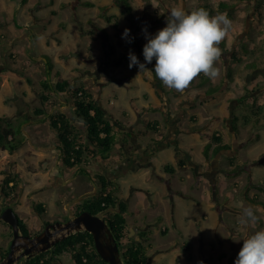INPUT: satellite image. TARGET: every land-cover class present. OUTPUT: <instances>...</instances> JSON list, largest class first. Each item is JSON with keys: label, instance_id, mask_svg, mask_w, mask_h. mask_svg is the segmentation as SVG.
I'll return each instance as SVG.
<instances>
[{"label": "crops", "instance_id": "crops-1", "mask_svg": "<svg viewBox=\"0 0 264 264\" xmlns=\"http://www.w3.org/2000/svg\"><path fill=\"white\" fill-rule=\"evenodd\" d=\"M86 1L94 4L90 8H95L96 6L98 8L103 6L109 7V1L104 0L102 2H97L96 0L65 1L61 4L62 8L72 9V11H68L67 21H60L58 24L50 26L56 13L53 9L56 1L50 0L43 5L35 2V4L29 5L28 0H26L24 4L20 1V5L17 7L18 10H21V13L24 12V17L26 18L24 22L19 24L14 22V16L17 15L15 6V8L9 11L11 15L7 14L9 19L6 18L3 21V17L6 14L0 18L2 20L0 21V75H3L5 80V82L0 83V87H7L9 92H11V96L8 95L9 100L16 105L18 116L21 117L19 121H24L21 128L27 135V139L21 146H24L25 143H29L27 145H30L31 139H36L41 143L37 147L40 151L39 154L42 156L40 167L42 170L47 169L46 173L50 175L49 181L53 190L81 177L78 171L69 170L64 166L60 158L59 143L55 134L50 129L48 120L45 122H38L36 120L37 118L32 113L34 108L37 107H33L24 89H21L23 91L18 89L23 88L20 85L23 82H20L19 79L25 80L26 83H33L30 80L32 74L28 73L27 68L23 67L25 63L23 54H25L24 57L26 59H30L32 64H35L34 67H39L38 62H42L44 72L45 64L43 63H46L45 57H49L46 54V46L56 44L58 46L64 45L70 47L74 42L75 45L77 43L81 45L82 40H84L83 44L87 47L86 53L83 52L80 55L58 54L64 66L70 70L72 69L74 72L65 78L61 72L54 70L53 67V73L59 72L62 79L73 81L74 86L80 85L83 87L85 85L83 88L89 90L90 99L101 107L106 112L110 121L115 124V131L129 133L127 137L119 133L114 134L116 142L114 143L111 156L107 160H102L99 157L86 158L87 169L93 170L92 176L94 174L100 175L105 177L106 180L120 185L117 195L119 201L126 209L124 216L127 223V244L132 245L142 242L147 248V264H201V262L202 264H217L215 257L218 254L234 258L232 253H235V251L232 242L235 243L239 238L237 230L241 224H236L232 227L229 219H238L241 213L233 209L235 207L232 204L231 206L228 205V207L220 206L217 200V197L221 196V191L227 185L226 180H228L226 177H221L222 169L218 166L219 155L222 152L216 156H212L210 151L209 157L201 156L199 160L192 148L182 145L183 139L181 138L188 135L191 139L200 138L202 151L204 146L210 143V140L203 135L204 133L215 134L220 137L222 143H229V138L222 124L227 117V129L230 130L233 112H230L231 115H227L226 113L214 115L212 112L209 116L205 117L200 111V108H202L200 106L207 105V101L214 97L206 96L203 92L209 87L220 85V83H200L199 87L201 89L205 87V89L194 92L197 94L194 101H188L185 98L181 100L180 98V105L188 108L187 112L185 113L180 109L179 111H173L169 93L164 85L158 83V80L154 77V73L153 78L149 79L143 72L139 74L138 68L136 74L127 70L125 73L115 71L114 65L124 66V63L121 62L119 51L114 48V44L117 41L116 38L123 34L122 18L119 13L113 11L119 25V33H116L114 29L112 31L111 23L115 22V19L111 23L108 22L111 29H107L103 27L102 23L97 22L104 18L100 11H96L98 20L94 18L82 19L79 17L77 10L79 6H84L82 3ZM120 3L116 4L119 5ZM122 3L123 6L121 7L125 9V3ZM24 7H27V10ZM39 9H44L48 13L47 16L41 18L38 15ZM111 12V10H107L106 14L110 15ZM125 16L127 20L134 21L131 33L135 36V54L142 56L144 59L143 55L138 52V44L144 46L142 38H145L151 32V29L148 27L146 31H142L144 27L140 28L139 23L130 18L129 14ZM146 21L148 24V20ZM149 21L151 20L149 19ZM161 24L157 25L154 22H149L148 26L159 27ZM21 42L28 44V48L21 49L17 47V50H15L16 45ZM102 45L103 48L101 50ZM36 48L40 52L34 54ZM77 58H80L86 64H83ZM154 66L155 63L152 62L151 64H147L146 68L154 69ZM100 71L101 75L98 73ZM105 72L110 74L108 78L104 77L103 73ZM112 72L116 73V76ZM90 79H95L96 83H89L88 80ZM42 80H39L38 83ZM113 81L117 82L115 83V87L117 86L116 89H119L121 92L124 89L145 86V93L129 97L131 108L125 106L116 109L114 107V99H117V96H114L113 100L106 96V87L113 85ZM31 88L36 93L34 87L31 86ZM41 91L40 89L36 94L42 105L39 107L49 109L48 106L43 105ZM139 98H144V102L138 104L137 99ZM58 99L61 106L57 104L56 110L71 118L73 116L72 100H68L66 96L62 95ZM242 99L241 97L239 100ZM245 102H248V100ZM235 116L238 117L236 113ZM239 121L240 119H238L236 126H238ZM72 122L73 126L84 134V128L76 123V121ZM193 128L198 129L199 132H187L192 131ZM259 129L253 133L258 137V140L261 134ZM32 130L36 131L34 135H30ZM126 139L128 141L127 146L123 144V140ZM213 157L214 160L210 161ZM180 160L183 161L182 165L178 164ZM23 162L26 163V161ZM169 166L171 170L166 171L165 167ZM189 168L195 171V177L198 174L200 178L197 179L189 176ZM207 169H210L211 176H213H210V178L206 177V179L210 180H207L208 186L202 185L201 182V177L207 174ZM42 170L40 171L42 172ZM29 172L31 176H35L38 170L33 169ZM127 174H131L133 180L131 182L130 180L128 182L125 180V182L130 184V187L128 196L123 197L121 196L122 181L120 177ZM20 176L22 175H18L17 170L13 172L10 169L8 177L6 176L7 180L12 181L9 183V186H12L14 183L17 184V179ZM239 176H236V179ZM97 181V179L94 181L96 186H98L99 182ZM185 181H187V185ZM217 183L218 185H216ZM209 184L213 185L211 189L209 188ZM41 186L42 189H46L43 185ZM96 186L93 191L97 190ZM3 187L5 188V185ZM46 190L41 192L42 194L33 193L29 200H35L38 195H44L47 200H50L51 192ZM1 193L2 191L0 192L2 196ZM10 195V198L2 196L3 203L6 200H12L13 194ZM200 197H202L203 203L207 204L209 208L200 210L199 213L187 214L181 200H191L200 204L202 202ZM35 204L38 205V203L34 202ZM16 206L21 208L20 204L16 203ZM42 209L44 210L43 207ZM14 210L15 212L17 211L15 208ZM34 210L36 211V209ZM36 214L38 220L42 221V217L38 213ZM43 214H45V210ZM22 222L28 231H30L29 227L36 224L35 221L33 224L32 222L28 223L27 220H22ZM156 227L159 229L155 230ZM147 232H149V238L144 241L140 233ZM168 233L174 238L168 246H154L152 244L154 237L158 238V235L165 236ZM63 258L66 259L65 256H62L61 259L57 260V263L63 264Z\"/></svg>", "mask_w": 264, "mask_h": 264}, {"label": "rangeland", "instance_id": "rangeland-1", "mask_svg": "<svg viewBox=\"0 0 264 264\" xmlns=\"http://www.w3.org/2000/svg\"><path fill=\"white\" fill-rule=\"evenodd\" d=\"M20 1L21 0H0V18H2V16L6 14L3 17V21H5L6 18L9 19L7 14L10 16L11 14H9V11L15 7L17 9V7L20 5ZM49 1L50 0H28L29 5L35 4V2H38L40 5H43ZM55 1L56 3L53 9L56 11V13L51 21L50 26L56 25L60 21H67L66 17L68 11H72V9L70 8L63 9L61 5L63 2L70 0ZM96 1L102 2L103 0ZM104 1H109V7L107 8V10L112 11L110 15H114L113 11L120 14L123 24L122 32H124L125 29H129L130 37L132 38L131 43H128L126 39H122V35L116 38L117 41L116 44H114V48L119 51L121 62L124 63V66L117 64L113 66L114 68H116L115 71L119 73H125L126 70L134 74H136L137 72V66H133L131 69L128 67V64L130 62L129 59H127L129 52H132L137 57L140 63H145L142 56L135 54V36L131 33V28L134 25V21L132 22L130 20H127V17L125 16L127 15V12L121 7L123 6L122 2L130 4L133 7L135 17H138L137 21L140 25V28L144 27L143 29H147L149 27L151 29V32L146 35L149 37L154 36L158 30H161L166 26V21L170 15L171 9L176 7L182 8L186 13H191L192 11L196 10L197 7L205 6L207 7L205 8V10L209 13L210 16H214L219 13H227L228 18L232 21V27L229 31V34L223 41L225 43V49H222L221 45H219L222 50V56L220 60L216 62L215 66L220 69V76L215 80H210L206 77L207 80L204 82L224 84L219 90V92L211 100L207 101V105L204 104L200 106L202 107L200 108V111L205 117L209 116L212 112L214 115H217L219 113H226L227 115H229L232 111L233 113H236L240 119L237 126L239 129V136L236 137V139H234L235 134L227 129V117L225 118V122L222 124V127L224 128V131L226 132L229 138L228 144L231 146L234 152L224 151L221 153V155H219L220 159L218 166L222 169L220 175L221 177H226L228 180H226L227 185L221 191V196L217 197V200L220 206L222 207H228V205L231 206V204L234 205L235 208H232L237 211H240L241 214L243 213V209L245 207L249 205L253 206V211L258 217V222L254 225H241L240 228H238L237 231L239 234V238L236 240L235 243L232 242V246L235 251V253H232L234 258L224 257L223 255L219 254L215 257L217 260V264H234L237 254L240 248L242 247V242L247 239L250 235L254 234L256 231L264 229V0H168L170 7L172 8L163 6L161 4V1L158 0H120L121 3L119 5L116 4V0ZM220 1L233 5V8H230L228 12L218 9L217 3ZM24 8L25 10H27V7ZM16 11L17 15L14 16V22L18 24L24 22L26 20V18L24 17V12L21 13V10L18 9ZM96 11H100V8H98L97 6L95 8L79 6L77 10V12L79 13V17L85 20L89 18H94L98 20L96 16ZM47 14L48 13H46L44 9L38 10V15L41 16V18L46 17ZM147 14L151 15L152 17H162L161 26H148L149 22L151 23L153 22V20L150 19ZM149 19L151 21H149ZM146 20H148V24L146 23ZM97 22H99L100 24L102 23L103 27L111 29L110 24L105 18H102L101 21L98 20ZM112 31H114L113 28ZM83 41L84 40H82L81 45H78V43L77 45H75L74 42V44L70 45V47L64 45L58 46L56 44L46 46V54L52 60L54 70L61 72L65 78L74 71L64 66L58 54L62 53L63 55H80L83 54V52L86 53L87 47L85 44H83ZM146 42L147 40L145 38H142V44L145 45ZM17 47L21 49H27L28 44L21 42L16 45L15 50H17ZM102 48L103 45L101 47V50ZM39 52L40 50L36 48L34 54H37ZM24 56L25 54H23V58L25 61L23 67L27 68L28 73L32 74V78L30 80L33 83H26L25 80L19 79L20 82H23L20 83L23 88H19L18 90L24 89V92L27 94V97L31 101L33 107H39L42 105L40 103L39 97L36 94L37 91L41 89L38 81L44 78V66L42 65V62H38L39 67H34L35 64H32V61L30 59H26ZM77 59H79L80 62H82L83 64H86L81 61L80 58ZM43 64H45V62ZM249 64H254L256 68H249ZM246 65L247 67L245 69L244 67ZM228 68L231 69L233 73V82L228 81ZM98 73H100V75L102 74L101 71ZM112 73L114 76H116V73ZM103 74L106 78L110 76V74L106 72ZM201 75L204 76L203 74ZM199 76L191 83L190 87L186 89L184 93H179L175 90H170L165 87V89H167L169 93L171 108L173 109V111H179L180 109L186 113L188 108H185L183 105H180L181 100L185 98L188 101H194L197 95L194 92L196 90L201 91L205 89V87L202 89L199 87V84L203 82L199 78ZM88 81L89 83H96L95 79H90ZM3 82H5L4 76L0 75V83ZM112 83H114V86L111 85L106 87V96L112 100L114 99V96H117V99H114V107L116 109L123 108L125 106L131 108L132 106L129 103V97H135L145 93V86L135 88L132 87L130 89H124L121 92L119 89H116L117 86L115 87V83L117 82L113 81ZM255 85L260 87L262 86V88H255ZM31 86L34 87L36 93L32 91L33 89L31 88ZM251 88H253V92L248 94V90H251ZM10 93L11 92H9L7 87H0V117L4 118L2 125H4V123L10 120L11 122L13 121L15 123V127L17 126L18 122L15 119L13 120V118L15 114H17V108L16 105L9 100V96H11ZM241 97L243 99L239 100L241 99ZM253 98L255 99V102L252 101ZM69 99L71 100V97ZM246 100H248V102H245ZM53 102L57 103L56 100H53ZM143 102L144 98L137 99L138 104H141ZM47 109L48 108H46V110ZM246 115L250 117V122H248V124H245V121L242 118ZM258 116L260 117V120L259 123L255 125L254 122L255 119L258 118ZM258 129L261 132L259 140L258 137L253 134ZM35 132V130H32L30 132V135H34ZM188 136L181 137L183 139L182 145L187 146L188 148H192L193 152L195 153V156L197 157V159L200 160V157L204 156V154L202 153L203 151L201 149V140L200 138L191 139ZM241 143L243 144L241 146H238ZM30 144L35 148H32L30 145H27L25 143L24 146H20L13 153L3 151L0 148V192L3 190H5L6 192L9 191L3 187V181L7 179L6 176L8 177L10 169H12L13 172L17 170L18 175L22 176L18 177L17 179V188L13 193H11L13 194V198L11 201H16L18 205L20 204L21 208L16 206L15 209L17 210L16 212L20 214L19 216L22 220H27L28 223L32 222V224L34 221L36 222L35 225L33 224L32 227H29V233L33 234V232H37L38 229H41L43 222H59L60 220L66 219L68 217L66 205L69 202V199L73 196L77 198L87 192H95L96 195L99 193V187L101 186V184L97 181L98 186L95 185L97 187V192L93 191L94 188L89 183V178L86 179L85 176L81 175V177H78L75 181H71L70 183L65 184L64 186H60L53 190L49 181L50 175L46 173L47 169L42 170V168L40 167V161L42 160V156L39 154L40 151L37 149V147L41 143L38 142V140L36 139H31ZM230 158H233L232 165L229 161ZM212 160H214V157L210 159V161ZM23 161H26V163H24ZM235 165H240L241 167V174L238 179H236L238 176L236 177L235 175L228 174V171L232 169ZM33 169L38 170V173L35 176H31V173L29 172ZM40 170H42V172ZM89 171L92 174L93 170ZM188 172L189 176L195 177L196 174L193 169L189 168ZM206 172L207 174L201 177V182L202 185L208 186L207 183L210 180L206 179V177L210 178V169H207ZM94 176L91 175L90 178L96 180ZM120 178L122 181L121 196L127 197L129 194L128 192L130 187V184H128L127 182L129 180L131 182L133 179L131 178V174L123 175ZM195 178L198 179L200 177L197 174V177ZM125 180L127 182H125ZM185 184L187 185V181H185ZM41 185H43V187H45L47 190L44 188L42 189ZM216 185H218V183ZM211 186L213 185L209 184L210 189ZM44 190L51 192L50 200H47L44 195H38L35 200H29L30 196L33 193L42 194L41 192H44ZM245 192L248 193L249 197H254L261 201L263 205L256 206L246 202L242 196ZM2 196L0 195V205L3 204ZM200 198L202 201L200 204L191 200H181L187 214L199 213L200 210H206L209 208L207 204L203 203L202 197ZM18 201L20 202L18 203ZM34 202L38 203V205H41L45 210V214L42 217V221H39L37 218V212L34 210ZM101 214L104 217V214ZM229 222L232 227L236 224H240L237 218L229 219ZM158 229V227L155 228V230ZM10 238L11 230L8 228L7 225L0 223V245L2 247H5ZM173 239L174 238L169 233L165 236L158 235V238L154 237L152 239V244L154 246H168ZM125 242L127 243V241ZM65 257L68 260L63 258V264H74L69 256Z\"/></svg>", "mask_w": 264, "mask_h": 264}, {"label": "trees", "instance_id": "trees-1", "mask_svg": "<svg viewBox=\"0 0 264 264\" xmlns=\"http://www.w3.org/2000/svg\"><path fill=\"white\" fill-rule=\"evenodd\" d=\"M158 1H161V4L163 6L172 8L170 7L168 0ZM25 2L26 0H21L22 4H24ZM82 4L87 7L94 6V4L89 1L83 2ZM107 8L108 6L100 7V12L109 23H111V21L115 19V22L111 23V26L116 33H119L120 29L116 16L107 15ZM199 8L205 9L207 7H197V9ZM217 8L222 11L228 12L230 8H233V5L220 1L217 3ZM125 11L127 12V14H129L130 18L136 21L138 20V17H135L133 13L132 7L127 3H125ZM148 17L153 20L154 24L159 25L162 23V17H152L151 15H148ZM220 45L222 49H225L224 42H221ZM142 49L143 46L141 44H138V52L141 53V55H143ZM45 58L46 63L44 80H42L39 85L42 90L41 100L43 102V105L48 106L49 109L46 110L45 108L37 107L34 108L32 114L37 118L36 120L38 122H45L48 120L50 129L55 134L59 143L58 148L61 152L60 158L64 166L69 170L78 171L80 175H83L86 179H88L90 178L91 173L87 169L88 164L86 158L99 157L102 160H107L111 156L114 143L116 142L114 134L119 133L127 137L129 136V133L115 131V124L110 121V119L106 115V112L90 99L89 90L84 89L81 86H74V83L71 80L62 79V76L59 72L53 73V65L50 58ZM152 62L155 63V60H153ZM246 67L247 65L244 68L246 69ZM248 67L252 69L256 68L254 64H249ZM227 77L229 82L234 81L233 73L229 68ZM199 78L203 81L202 83L207 80V78L202 75H200ZM156 80H158V83L160 85H163L159 79ZM222 84L223 83L216 87H209L206 91L203 92V94L206 96H215L222 88ZM258 87L262 88V86H256L255 88ZM252 90L253 88H251V90L249 89L248 94L252 93ZM61 95L66 96L68 100L71 97V107L73 114L71 118L67 117L66 114L59 112L55 108L57 104L61 106V103L58 99V97ZM53 100H56L57 103H54ZM252 101L255 102V99L253 98ZM232 116L233 120L231 122V128L237 133L238 129L236 127V123L239 118L235 116V113H232ZM242 118L244 119L245 124H248V122H250V117L248 115L243 116ZM259 120L260 117L258 116V118L255 119L254 124L257 125L259 123ZM3 121L4 118L0 117V125H2ZM72 121H76V123L80 124L84 128V134L82 133V131L77 130V128L73 126ZM23 123L24 121H18V124L15 127L14 124L6 123L4 126L2 125L0 127V148L3 151L13 153L27 139V135L21 128V125ZM187 132L195 133L199 131L198 129L193 128L192 131ZM203 135L210 140V143L205 145L203 149V154L205 157L210 156V151L212 156H216L221 152L231 150V146L222 143L219 136L206 133H204ZM123 144L125 146L128 145L127 139L123 140ZM30 146L32 148H35L31 144ZM232 159L233 158L229 159L231 165ZM178 164L182 165L183 161L180 160ZM240 168V165H235L228 171V174L239 176L241 174ZM165 170L169 171L171 170V167H165ZM94 177L101 184L99 193L93 197L86 198L83 201L71 206V209L75 214L83 211H87L93 215L103 213L104 220L108 224L113 238L120 248L123 263L147 264L148 258L146 246L142 242L132 245L125 242L127 238V223L124 216L126 209L119 201V197L117 195L118 191L120 190V185L118 183L108 181L105 177L100 175H95ZM10 182L12 181L7 179L3 181V185H5V188L9 190L8 192L3 190L1 193L6 198H10V194L13 193L17 188V185L15 183L12 186H9ZM242 196L246 202L252 205H263V203L258 199L249 197L247 192L243 193ZM74 198V196L71 197L69 201ZM34 207L37 213L41 217H43L44 210L42 209L41 205L35 204ZM21 230L26 233V226L22 224ZM140 235L141 238L144 239V241L149 238V232L140 233ZM62 256H69L74 264H107L96 253L93 246V237L88 232H80L70 235L65 240L56 244L52 250L38 254L33 259L29 260L26 264H58L57 260L61 259Z\"/></svg>", "mask_w": 264, "mask_h": 264}, {"label": "clouds", "instance_id": "clouds-1", "mask_svg": "<svg viewBox=\"0 0 264 264\" xmlns=\"http://www.w3.org/2000/svg\"><path fill=\"white\" fill-rule=\"evenodd\" d=\"M231 27L232 21L227 13L210 16L203 8L191 13L179 7L172 8L166 26L154 36L145 37L147 42L142 49L145 63H140L129 52L128 67L137 66L139 74L143 72L149 79L153 78L154 73V77L166 88L184 93L201 74L210 80L220 76V69L215 66L222 56L219 45L228 36ZM122 39L132 42L129 29L124 30ZM153 60L154 69L146 68L145 65L151 64ZM238 222L241 225L258 222L253 206L243 209ZM234 264H264V229L256 231L242 242Z\"/></svg>", "mask_w": 264, "mask_h": 264}, {"label": "water", "instance_id": "water-1", "mask_svg": "<svg viewBox=\"0 0 264 264\" xmlns=\"http://www.w3.org/2000/svg\"><path fill=\"white\" fill-rule=\"evenodd\" d=\"M116 3H120V0H116ZM94 195L95 192H87L69 201L66 205L69 219L65 222L46 224L42 232L33 237L21 233L19 217L12 207L5 208L0 214V221L10 226L13 238L9 252L0 264H23L38 254L52 250L56 244L70 235L80 232L92 235L94 249L104 262L124 264L120 249L103 215L101 213L93 215L87 211L76 215L71 209V206Z\"/></svg>", "mask_w": 264, "mask_h": 264}, {"label": "flooded vegetation", "instance_id": "flooded-vegetation-1", "mask_svg": "<svg viewBox=\"0 0 264 264\" xmlns=\"http://www.w3.org/2000/svg\"><path fill=\"white\" fill-rule=\"evenodd\" d=\"M16 113L17 114H15V116H14V118H13V120L15 119V120H17V122L19 121V119L21 118L20 116H18V112L16 111ZM232 113V112H231ZM231 113H230V115H231ZM233 120V119H232ZM232 120H231V122H232ZM231 122H230V131L231 132H233L234 134V139H236V137H238V132L236 133L235 131H233L232 130V128H231ZM6 123H8V124H15L13 121L11 122V121H8V122H6ZM6 123H4V125L6 124ZM3 125V126H4ZM2 125H0V127H1ZM237 127V126H236ZM230 151H233L232 150V148H231V150ZM234 152V151H233ZM88 181H89V183L93 186V188H94V186L96 185L95 183H94V181L95 180H93L92 178H89L88 179ZM100 187H99V191H100ZM95 196V195H94ZM7 207H12L13 208V210H14V208H16V201L15 202H12V201H10V200H6V202H4L2 205H0V211L2 212L5 208H7ZM15 211V210H14ZM16 213V212H15ZM81 213V212H80ZM80 213H78V214H80ZM1 214V213H0ZM17 214V213H16ZM77 215V214H76ZM17 216L19 217V215L17 214ZM69 219V216L66 218V219H63V220H60L59 222H65V221H67ZM21 221V222H20ZM54 222H58V221H53V222H43L42 223V226H41V229H38L37 230V232H33V234H30L29 233V231H28V229H27V231H26V233H24L22 230H21V226H22V224H23V222H22V220H21V218L19 217V224H20V230H21V233L22 234H24V235H29V236H35L36 234H39V233H41L42 232V230H43V228H44V226L46 225V224H49V223H54ZM0 223H3V224H5L6 225V223H4V222H2V221H0ZM24 225V224H23ZM8 226V228L10 227L9 225H7ZM10 230H11V228H9ZM40 230V231H39ZM12 238H13V236H12V230H11V238H10V240L8 241V243H7V245L5 246V247H2L1 246V250H0V261H2V259H4V257H6V255L8 254V252H9V246H10V243H11V241H12ZM23 261V260H22ZM28 262V261H27ZM27 262H25V263H23V264H26ZM19 264V263H18Z\"/></svg>", "mask_w": 264, "mask_h": 264}, {"label": "bare ground", "instance_id": "bare-ground-1", "mask_svg": "<svg viewBox=\"0 0 264 264\" xmlns=\"http://www.w3.org/2000/svg\"><path fill=\"white\" fill-rule=\"evenodd\" d=\"M116 242V241H115ZM118 245V244H117ZM119 247V246H118ZM120 249V248H119Z\"/></svg>", "mask_w": 264, "mask_h": 264}]
</instances>
